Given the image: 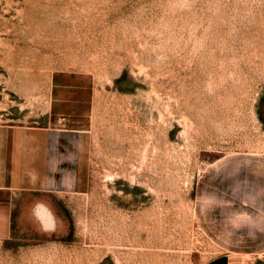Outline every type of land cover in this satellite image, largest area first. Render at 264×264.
Here are the masks:
<instances>
[{"label": "rangeland", "instance_id": "obj_1", "mask_svg": "<svg viewBox=\"0 0 264 264\" xmlns=\"http://www.w3.org/2000/svg\"><path fill=\"white\" fill-rule=\"evenodd\" d=\"M47 130L45 191L7 188ZM264 161V0H0V264H204L222 161Z\"/></svg>", "mask_w": 264, "mask_h": 264}, {"label": "crops", "instance_id": "obj_2", "mask_svg": "<svg viewBox=\"0 0 264 264\" xmlns=\"http://www.w3.org/2000/svg\"><path fill=\"white\" fill-rule=\"evenodd\" d=\"M48 143L46 129L11 130L2 183L17 191H45ZM205 178L197 191L198 219L225 252L204 264H264V161L225 160Z\"/></svg>", "mask_w": 264, "mask_h": 264}]
</instances>
